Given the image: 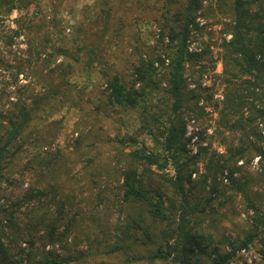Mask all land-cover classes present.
I'll return each mask as SVG.
<instances>
[{
  "label": "trees",
  "instance_id": "trees-1",
  "mask_svg": "<svg viewBox=\"0 0 264 264\" xmlns=\"http://www.w3.org/2000/svg\"><path fill=\"white\" fill-rule=\"evenodd\" d=\"M125 1H135L151 15L143 25L144 32L138 35L139 40L136 39L138 31H132L129 51L132 59L126 69H120L103 60V47L114 34L107 20H112L113 12ZM203 1L104 0V7L100 8L104 23L96 31L87 25L82 29L77 27L74 38L78 36L80 42L75 50L68 47L67 39L52 38V32L46 29L48 26L54 33L60 31L50 21L34 23L28 19L22 25L23 31L15 32L28 37L27 69L18 65L16 75L24 73L29 81L33 78L38 83L43 82L40 89L44 92L30 93L9 101L6 108L0 107V264H71L84 254L79 251V255L71 256L72 251H66L61 255L53 250L55 245L65 243L73 222L69 216L73 215L67 211L68 199L59 196V187L53 183L57 175L53 174L63 166L58 162L60 149L47 150L53 141H44V132L35 124L60 109L82 110L83 90L67 78L70 64L56 62L64 57L77 63L81 52L87 57L86 70H90L95 61L103 66L99 71L100 91L92 109L94 114L106 118H112L113 114L119 118L128 116L130 111L138 114V125L132 134L115 135L107 141L117 145L109 162L115 168L114 183L110 186L103 173L98 175L97 181L90 179L102 193L91 205L94 211L108 209L116 213L117 222L113 224L111 236L113 245L103 253L123 254L126 256L124 264H233L238 259L235 251L249 248L257 240L263 245L260 256L264 261L261 240L264 213L255 203L246 199L245 206L253 213L249 217V230L242 238L227 240L228 251L214 242L206 224L207 216L217 214L211 204L214 197L193 193L191 175L196 158L188 156L184 135L186 120L197 122L204 110L198 106L202 89L197 83L190 89L184 72L186 66L194 67L200 77L206 70L202 62L207 53L188 51L192 32L199 30L195 19ZM41 2L0 0V8L21 11L31 5L39 7ZM226 7L231 21L227 33L231 37L223 42L220 55L225 90L220 102L222 111L230 115L242 109L250 111L245 120L229 123V129L245 131L243 123H262L264 127V0H231ZM21 19L20 16L17 22ZM117 21L115 32L119 33L125 23L121 17ZM138 28L136 24L135 27L133 23L129 25V29ZM87 33L96 39L87 42ZM103 64L110 67L105 69ZM247 94L255 104L248 101ZM249 133L253 139L247 132L229 140L222 139L226 154L212 165L214 172L232 168L238 160L248 165L258 157L260 175L264 179V133L254 125ZM139 135H147L155 149L138 141ZM71 143L77 147L79 137ZM126 148L133 149L126 151ZM42 154L44 157H40ZM91 161L86 159L85 165H90ZM211 163V160L207 163L208 170ZM207 167L206 172H209ZM152 168L157 171L168 168L173 174L159 175L162 183L157 185L152 179ZM66 173L68 181L83 182L72 173ZM216 175L202 177L203 184L209 181L211 185L209 194L215 192L216 187L212 185L218 183ZM21 178L33 181L28 183L29 189L21 198L9 202L8 187L19 186L24 182ZM228 181L231 188L239 184L232 172ZM46 198L48 203H41ZM35 204H39L41 210L38 217L33 216ZM155 226L161 227L159 235ZM43 241L51 248L39 252L38 244Z\"/></svg>",
  "mask_w": 264,
  "mask_h": 264
},
{
  "label": "rangeland",
  "instance_id": "rangeland-1",
  "mask_svg": "<svg viewBox=\"0 0 264 264\" xmlns=\"http://www.w3.org/2000/svg\"><path fill=\"white\" fill-rule=\"evenodd\" d=\"M41 1L39 7L31 5L26 10L21 11L12 10L9 12L6 8H0V107L6 108L9 101H16L30 93L44 92L40 89L43 87V82L38 83L33 78L29 81L30 78H25L24 73L16 75L18 65H22L23 70L27 69L25 68V60L28 37L15 33L19 30L23 31L24 22H27L28 19L34 23L50 21L51 24L57 25V31H60L59 34L54 33V29L48 26L46 29L52 32V38L67 39L68 47L74 48V50L80 42L78 36L74 38L77 27L82 29L87 25L96 31L104 23L103 13L100 11V8L104 7V0ZM230 4L231 0L203 1L202 8L195 19L199 30L192 32L191 39L188 41V51L207 53L202 62L206 66V70L200 77L197 75V68L194 67L186 66L184 72L190 89L194 88L197 83L203 90H201L202 97L198 106L203 108L204 114L197 122L194 119L186 120L184 135L188 156L196 158V163L194 162L195 165L193 166L194 172L191 175V179L194 181L193 193L204 197H214L211 204L216 209L217 214L207 216L206 224L209 226L208 230L214 242L218 243L223 250L228 251L230 249L228 241L244 237L249 230L251 223L249 217L253 213L251 210H247L246 199L255 203L264 213V179L260 175L258 157H254L248 165L243 160H238L232 168L224 169L222 172L212 170V165L226 154L221 142L223 138L229 140V138L239 137L247 132L250 139H253L249 133V128L253 125L257 126L261 134L264 133L262 123L256 125L255 123L249 125L243 123L245 131L239 128L229 129V123L242 121L241 118L245 120L250 111L242 109L238 114L230 115L223 113V105L220 104L225 93L220 55L223 52V42H227L231 37L227 33V26L231 21L228 7H226ZM140 7L135 1H125L120 9L113 12L112 20H107L112 28L110 32L114 33L110 41L104 43L103 47V60L107 61L109 65L113 64L117 68L126 69L131 61L132 56L129 51L131 50L130 45L133 43V38H130L132 31H138L136 39L139 40L138 35L144 32L143 25L148 16L151 15L145 7ZM20 16L23 19L17 22ZM119 17L125 24L122 27L123 31L117 33L115 30L118 28L117 20ZM131 23H133V27L136 24L139 30L129 29ZM85 39L89 42L96 38L87 33ZM80 55L77 63L64 57H59L56 62L62 61L65 65L70 64L67 78L78 89L83 90L82 110L60 109L35 123L44 132L42 135L44 141L48 142L51 139L53 141L46 149L50 151L56 147L60 149L61 154L58 162L63 166L53 174L54 176L57 174L53 183L59 187V196L63 195L64 198L68 199L67 211L73 215L69 216L73 219L69 236L65 239V243L55 245L53 250L61 255L66 254V251H72L71 256H77L79 255L78 252L82 251L84 254L79 260L71 262V264H124L126 256L123 254L112 256L103 253L105 249L113 245L111 236L113 224L117 222L116 213H111L108 209L105 210L106 212L94 211V207L91 205L102 197V193L96 187L97 184L92 183L90 179L97 181L98 175L103 173L110 181V186L114 183L115 168L109 162L113 159L112 154L117 145L116 143H107V141L115 135L132 134L138 125V114L130 111L128 116H121L120 118L114 114L112 118L94 114L92 109L97 104L96 96L100 91L101 76L99 71L103 66L95 61L92 68L86 70L87 57L83 52ZM104 67L108 69L110 66L104 65ZM44 70L41 71L42 74ZM36 71H39V67L36 68ZM248 97V101L255 104L253 98L249 95ZM76 137H79L77 147L71 143V140ZM137 139L145 143L149 149H155L154 143L147 135H139ZM130 149L126 148V151ZM41 156L44 157V154ZM86 159L92 160L88 166L85 165ZM210 160L212 163L208 170L207 163ZM206 167L209 172H206ZM152 169L154 170L152 179L157 185L162 183L159 175L173 174L172 170L168 168L162 171ZM66 171L83 182L76 184L74 181H68ZM230 172L238 180V186L232 188L229 186L228 175ZM212 173L217 174L218 183L212 185L216 189L215 192L209 194L211 185L209 181L203 184L202 177ZM26 175L27 177L30 176L29 174ZM14 176L16 177V174ZM22 180L24 182L19 181L21 183L19 186L8 187L9 202L21 198L22 194L29 189L28 183L33 181L30 178ZM42 200L41 203H48L49 201L47 198ZM34 206L36 209L33 216L38 217L41 213L39 204ZM98 207L100 206L98 205ZM20 210H23L22 206ZM160 228V226L154 228L157 229L158 235ZM261 240L264 243V234L261 235ZM45 243V241L39 242V252L43 248L50 250L51 246ZM262 246V243L255 240L249 248L236 250L238 259L233 264H264L260 256Z\"/></svg>",
  "mask_w": 264,
  "mask_h": 264
}]
</instances>
